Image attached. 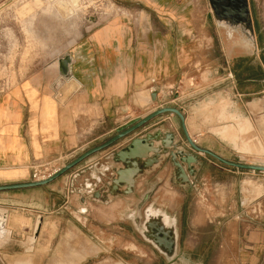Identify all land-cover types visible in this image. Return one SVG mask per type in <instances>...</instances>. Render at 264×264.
<instances>
[{"label":"crops","instance_id":"0c3cea01","mask_svg":"<svg viewBox=\"0 0 264 264\" xmlns=\"http://www.w3.org/2000/svg\"><path fill=\"white\" fill-rule=\"evenodd\" d=\"M153 14L145 15V24L117 21L97 26L69 50L66 74L59 72L56 60L0 92V185L33 181L32 166H63L111 137L118 126L163 106L181 110L198 146L229 160L247 161L236 149L243 126L230 118L240 114L247 123L250 112L246 107L245 112L232 111L230 105L222 111L212 90L221 82L232 88L235 80L229 74L224 79L215 73L198 74L188 57L184 36L189 33L183 23L174 27L165 12ZM146 133L157 136L150 141L159 147L157 161L136 175L131 193L124 194L125 186L118 185L115 194H109L113 170L122 166L112 160L113 153ZM167 133L173 143L167 151L177 145L176 149L193 152L178 117L164 113L46 184L0 190V210L9 215L20 212L27 219L21 234H33L43 243V258L97 256L104 250L109 205L120 220L131 207L143 208L138 221L142 226L150 210L174 235L169 255L149 239V248L133 240L129 251L135 259H155L159 264H264V215L255 218L247 214L248 204L238 207L228 201L231 185L214 181L213 190L225 201L201 198L204 190L210 192L205 180L212 178V166L236 175L242 171L195 153L191 185L180 183L169 155L161 153ZM144 194L147 199L138 208Z\"/></svg>","mask_w":264,"mask_h":264},{"label":"rangeland","instance_id":"374dc122","mask_svg":"<svg viewBox=\"0 0 264 264\" xmlns=\"http://www.w3.org/2000/svg\"><path fill=\"white\" fill-rule=\"evenodd\" d=\"M244 5L246 13L241 15L237 11ZM228 7L235 8L230 23L218 16ZM159 11L169 16L174 27L183 23L184 32L189 33L184 36L190 49L188 57L191 64L197 65L198 74L215 73L222 79L229 74L235 80L232 88L221 82L212 90L222 111L228 105L232 111L248 109L247 123L240 114L237 119L230 118L243 126L236 137V149L239 155H245V163L264 165V0H0V92L67 57L74 44L97 26L117 21L145 24V15ZM246 27L254 39L252 48L240 41ZM222 117L226 120L225 115ZM43 167L52 173L62 166L52 162ZM238 171L242 172L236 175L212 166V178L205 180L210 192L204 190L201 198L205 202L210 198L225 201L213 190L214 181L231 185L234 191L228 201L238 207L248 204L247 214L255 218L264 215V172ZM127 211L120 220L118 212L105 205V244L97 256L43 258L39 256L44 252L39 246L43 243L33 234H21L27 219L20 217V212L9 215L0 210V223L5 229L0 236V264H159L155 259H135L129 251L134 249L133 240L147 248L151 244L138 222L144 216L143 208ZM152 215L148 210L147 216Z\"/></svg>","mask_w":264,"mask_h":264},{"label":"water","instance_id":"95a60500","mask_svg":"<svg viewBox=\"0 0 264 264\" xmlns=\"http://www.w3.org/2000/svg\"><path fill=\"white\" fill-rule=\"evenodd\" d=\"M246 6L244 5L242 8V14L246 13ZM68 57H62L58 59V68L61 74L67 73V64ZM171 113L178 117L180 122L181 131L185 138V141L189 145V148L193 152H185L182 149H176L177 145L173 146L174 150L167 151V147H171L172 136L170 133L166 134V138L162 141L163 150L161 153H166L169 155L174 167H175V175L180 183L191 185V181L189 179V175L194 174L193 164L197 162V155L195 153H204L216 161L222 163L223 165L234 167L237 169H245L252 171H262L264 172V165L254 164V163H245L235 160H229L219 156L218 154L205 149L203 147L198 146L193 139L189 136L185 122L184 116L181 110L175 106H163L154 111L148 113L143 117H135L127 121L125 124L118 126L115 129V133L97 145H94L72 160L65 163L62 167L58 168L55 172H53L50 176L42 180L29 181V182H21V183H12L6 185H0V190L7 189H17L23 187H31L37 185H43L48 183L49 181L55 179L56 177L63 174L65 171L75 166L91 154L98 152L102 149H105L111 145H113L118 140L127 137L131 133H133L136 129L143 126L149 120L154 117L164 114ZM157 139V136H154L150 133H146L141 137H132L123 148L115 151L112 155V160L114 162H120L122 164L121 167L115 168L113 170L114 176L111 177L109 183V194H115V190L118 185H124L125 189L122 191L124 194H129L133 191L134 180L137 174H139L145 167H149L153 163L157 161L156 154L160 151L159 147H153L150 143L151 140ZM165 148V149H164ZM151 152L154 154L153 156H148V153ZM178 157V159H177ZM143 160V161H140ZM182 164L186 165V169ZM147 194H144L138 203V208L141 204L147 199ZM148 219L144 222L142 233L146 238L151 240L157 247L163 250L165 253L172 254L173 247L175 244L174 235L170 228L164 227L159 222V215L156 216H147Z\"/></svg>","mask_w":264,"mask_h":264},{"label":"bare ground","instance_id":"6f19581e","mask_svg":"<svg viewBox=\"0 0 264 264\" xmlns=\"http://www.w3.org/2000/svg\"><path fill=\"white\" fill-rule=\"evenodd\" d=\"M230 33V32H229ZM240 41L243 43L244 46L247 48H252L254 46V39L252 37L251 30L246 28H243L242 36L240 37ZM13 216V215H12ZM15 218V217H13ZM11 219V218H10ZM12 221V220H11ZM12 224V223H11ZM5 233V229L3 225L0 223V236ZM26 264V263H21Z\"/></svg>","mask_w":264,"mask_h":264},{"label":"built area","instance_id":"2783aa9c","mask_svg":"<svg viewBox=\"0 0 264 264\" xmlns=\"http://www.w3.org/2000/svg\"><path fill=\"white\" fill-rule=\"evenodd\" d=\"M32 173H31V179L33 181H36V180H42V179H45L47 178L48 176H50L53 172H55L56 170H53V172H49L47 170L46 167H43L42 164H38V165H35V166H32Z\"/></svg>","mask_w":264,"mask_h":264},{"label":"flooded vegetation","instance_id":"af4514ba","mask_svg":"<svg viewBox=\"0 0 264 264\" xmlns=\"http://www.w3.org/2000/svg\"><path fill=\"white\" fill-rule=\"evenodd\" d=\"M233 9H235V8L228 7V8H226V10H224V13H220V14H218V16H219V17H223V18H225V19L227 20V22L230 23V21H228V20H229V19H230V20H233V19H231L232 17H231V15H230V13H232ZM237 12L241 13V12H242V9H239ZM231 23H232V22H231Z\"/></svg>","mask_w":264,"mask_h":264}]
</instances>
